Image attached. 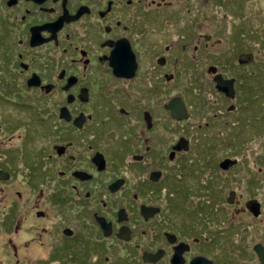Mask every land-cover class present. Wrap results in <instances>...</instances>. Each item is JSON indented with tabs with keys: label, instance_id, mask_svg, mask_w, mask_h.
Listing matches in <instances>:
<instances>
[{
	"label": "flooded vegetation",
	"instance_id": "obj_1",
	"mask_svg": "<svg viewBox=\"0 0 264 264\" xmlns=\"http://www.w3.org/2000/svg\"><path fill=\"white\" fill-rule=\"evenodd\" d=\"M257 5L0 0V264H264Z\"/></svg>",
	"mask_w": 264,
	"mask_h": 264
},
{
	"label": "rangeland",
	"instance_id": "obj_2",
	"mask_svg": "<svg viewBox=\"0 0 264 264\" xmlns=\"http://www.w3.org/2000/svg\"><path fill=\"white\" fill-rule=\"evenodd\" d=\"M257 10L254 11V15L256 17V21H254L255 31H260L264 28V0H257ZM264 33V32H263ZM256 46L250 44L246 48V51L254 50L256 52V58L264 57V41H261L260 38H257L256 42H254Z\"/></svg>",
	"mask_w": 264,
	"mask_h": 264
},
{
	"label": "trees",
	"instance_id": "obj_3",
	"mask_svg": "<svg viewBox=\"0 0 264 264\" xmlns=\"http://www.w3.org/2000/svg\"><path fill=\"white\" fill-rule=\"evenodd\" d=\"M259 95H260V93H259ZM259 99H262L264 101V92H263L262 96Z\"/></svg>",
	"mask_w": 264,
	"mask_h": 264
},
{
	"label": "water",
	"instance_id": "obj_4",
	"mask_svg": "<svg viewBox=\"0 0 264 264\" xmlns=\"http://www.w3.org/2000/svg\"><path fill=\"white\" fill-rule=\"evenodd\" d=\"M219 83V82H218ZM220 84V83H219Z\"/></svg>",
	"mask_w": 264,
	"mask_h": 264
}]
</instances>
